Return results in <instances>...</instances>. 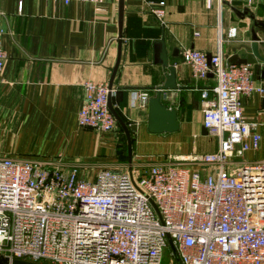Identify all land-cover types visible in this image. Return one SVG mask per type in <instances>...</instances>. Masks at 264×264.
<instances>
[{
  "label": "built area",
  "instance_id": "1",
  "mask_svg": "<svg viewBox=\"0 0 264 264\" xmlns=\"http://www.w3.org/2000/svg\"><path fill=\"white\" fill-rule=\"evenodd\" d=\"M65 6L105 0H55ZM254 7L257 0H219ZM262 1V0H260ZM153 12L164 25V4ZM0 32V76L7 54ZM235 35V30L229 33ZM185 63L202 92L203 127L218 140L216 153L174 159L141 173L105 169L93 180L82 166L0 158V258L32 264H264V160L257 124L243 114L242 97L264 86L251 65L226 64L221 54L188 50ZM108 84L87 82L78 125L100 134L117 127ZM133 101L146 109L150 95Z\"/></svg>",
  "mask_w": 264,
  "mask_h": 264
},
{
  "label": "crops",
  "instance_id": "2",
  "mask_svg": "<svg viewBox=\"0 0 264 264\" xmlns=\"http://www.w3.org/2000/svg\"><path fill=\"white\" fill-rule=\"evenodd\" d=\"M119 3L105 0L98 9L89 3L0 0L7 54L0 76V158L50 161L64 168L80 165L81 178L93 180L105 169L141 173L174 159L217 152L218 140L204 129L202 113V92L213 88L216 79H195L184 54L195 50L225 57L235 52L243 57L246 52L237 50L250 46V17L264 22V0L252 8L219 0H123L121 26ZM161 3L164 25L153 12ZM232 30L235 35L230 36ZM163 51L176 68L178 86L163 102L177 112L179 131L151 134L148 107L135 104L132 94L156 97L168 75ZM118 60L111 106L126 126L137 128L130 130L131 160L118 123L109 134L78 125L84 85H110ZM253 70L256 84L264 86ZM263 100L257 94L241 99L244 117L262 135L261 151L246 154V161L264 160Z\"/></svg>",
  "mask_w": 264,
  "mask_h": 264
},
{
  "label": "water",
  "instance_id": "3",
  "mask_svg": "<svg viewBox=\"0 0 264 264\" xmlns=\"http://www.w3.org/2000/svg\"><path fill=\"white\" fill-rule=\"evenodd\" d=\"M123 0H120L119 3V14H120V26L122 24V16H123ZM250 20L252 21V27L250 30V39L251 43L250 46H242L237 51L239 52H246L243 57H240L239 54H234L232 56H225V60L228 61L229 64L232 65H251V67L257 70L259 77L262 81H264V22H258L255 20V17L251 16ZM260 35L263 37H260ZM121 38V32L119 34ZM163 60L162 66L164 67L165 72H167L166 82L163 86H160L157 89L156 97L149 99L148 102V131L151 134H174L179 131V123L177 121V112L168 108L164 105L163 98L169 91H175L178 89L176 83V68L170 66L168 63L165 51L162 52ZM119 65L115 66L114 74L110 83V88H112V83L114 79V75L117 71ZM264 105V100H263ZM108 106L113 114L114 118L118 125L124 130L127 140H128V153H129V160L132 158V141L130 137V130L132 132H136V126L128 127L120 118V116L113 110L111 106V94L109 95ZM131 169L129 173H131ZM171 248L174 250L172 242L170 241ZM176 260L180 264V260L177 255ZM8 260L5 258H0V264H7ZM15 264H32L27 262H20L16 261Z\"/></svg>",
  "mask_w": 264,
  "mask_h": 264
},
{
  "label": "rangeland",
  "instance_id": "4",
  "mask_svg": "<svg viewBox=\"0 0 264 264\" xmlns=\"http://www.w3.org/2000/svg\"><path fill=\"white\" fill-rule=\"evenodd\" d=\"M261 151V150H260ZM262 161V160H260ZM171 252H172V248H168L164 254V258H163V262L164 264H170V260H171ZM176 259V257H174Z\"/></svg>",
  "mask_w": 264,
  "mask_h": 264
}]
</instances>
